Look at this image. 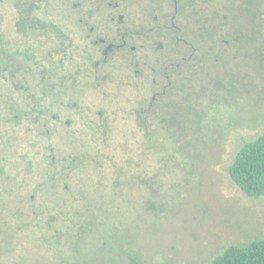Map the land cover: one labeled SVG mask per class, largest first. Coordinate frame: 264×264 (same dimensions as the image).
<instances>
[{"label": "rangeland", "instance_id": "374dc122", "mask_svg": "<svg viewBox=\"0 0 264 264\" xmlns=\"http://www.w3.org/2000/svg\"><path fill=\"white\" fill-rule=\"evenodd\" d=\"M72 3L0 0V264H210L263 239L264 197L229 168L264 134V0H229L237 47L198 57L203 85H174L149 135L153 85H71Z\"/></svg>", "mask_w": 264, "mask_h": 264}, {"label": "flooded vegetation", "instance_id": "af4514ba", "mask_svg": "<svg viewBox=\"0 0 264 264\" xmlns=\"http://www.w3.org/2000/svg\"><path fill=\"white\" fill-rule=\"evenodd\" d=\"M226 1L228 13L222 0H73L75 26L84 37L74 46L81 52L78 59L84 60L76 62L71 85L115 82L136 85L138 91L153 85L151 98L140 99L133 110L146 135L152 134L158 108L163 111L170 105L160 100L172 95L174 85H203V72L192 69L198 57L201 62L214 57L217 61L215 48L224 51L219 41L237 47ZM224 20L231 27L225 37ZM205 76L212 79L204 85H225L212 71ZM65 84L62 79L60 85Z\"/></svg>", "mask_w": 264, "mask_h": 264}, {"label": "trees", "instance_id": "16d2710c", "mask_svg": "<svg viewBox=\"0 0 264 264\" xmlns=\"http://www.w3.org/2000/svg\"><path fill=\"white\" fill-rule=\"evenodd\" d=\"M37 25L29 22L26 31ZM48 25H41L46 30ZM28 31V32H29ZM48 32V31H47ZM231 179L250 197H264V134L247 142L236 154L229 168ZM131 264H143L132 258ZM173 264V263H165ZM210 264H264V238L248 245H231L218 254Z\"/></svg>", "mask_w": 264, "mask_h": 264}]
</instances>
